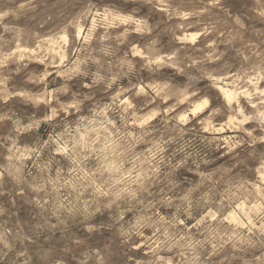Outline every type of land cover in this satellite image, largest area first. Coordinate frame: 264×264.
Here are the masks:
<instances>
[{
	"label": "rangeland",
	"instance_id": "374dc122",
	"mask_svg": "<svg viewBox=\"0 0 264 264\" xmlns=\"http://www.w3.org/2000/svg\"><path fill=\"white\" fill-rule=\"evenodd\" d=\"M0 264H264V0H0Z\"/></svg>",
	"mask_w": 264,
	"mask_h": 264
},
{
	"label": "bare ground",
	"instance_id": "6f19581e",
	"mask_svg": "<svg viewBox=\"0 0 264 264\" xmlns=\"http://www.w3.org/2000/svg\"><path fill=\"white\" fill-rule=\"evenodd\" d=\"M191 37H194V35H191ZM226 92V91H225ZM230 92H228V94H229ZM228 96H230V95H228Z\"/></svg>",
	"mask_w": 264,
	"mask_h": 264
}]
</instances>
